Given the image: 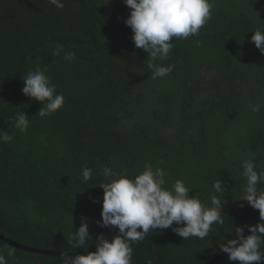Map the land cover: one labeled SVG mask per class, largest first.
Here are the masks:
<instances>
[{"label":"trees","instance_id":"obj_1","mask_svg":"<svg viewBox=\"0 0 264 264\" xmlns=\"http://www.w3.org/2000/svg\"><path fill=\"white\" fill-rule=\"evenodd\" d=\"M62 3L57 9L49 0H0V130L13 137L0 142V235L72 257L94 252L97 235L118 234L97 223L100 186L109 182L102 169L134 179L150 164L165 171L166 188L182 180L206 207L217 195L224 224L213 225L203 240H185L172 228L153 230L130 242L131 264H209L223 253V237L234 238L233 228L246 234L260 220L259 210L242 199L241 173L246 160L264 170V55L251 42L264 24V0H212V18L198 36L173 40L170 56L158 62L172 71L155 80L148 54L135 47L125 24L130 9L123 0ZM58 48L60 55H53ZM68 52L75 53L71 62L64 59ZM36 68L64 95L62 108L46 117L38 114L39 101L22 94V77ZM22 111L29 117L26 132L15 128ZM241 116L257 120V132L247 148L238 147L244 158L227 160L223 135ZM196 123L197 143L189 133ZM174 128L178 134L169 135ZM85 167L93 170L88 182L81 180ZM219 179L225 191L216 193ZM82 220L93 242L74 250L69 238ZM8 249L14 251L9 264H62L63 257L0 239V250ZM215 264L236 262L226 255Z\"/></svg>","mask_w":264,"mask_h":264},{"label":"clouds","instance_id":"obj_2","mask_svg":"<svg viewBox=\"0 0 264 264\" xmlns=\"http://www.w3.org/2000/svg\"><path fill=\"white\" fill-rule=\"evenodd\" d=\"M130 9L125 24L131 28L132 40L136 48L147 53L148 68L152 79L167 77L172 66H163L173 51V40L198 36L200 30L212 18V0H123ZM57 9H62V0H49ZM251 42L264 55V24L253 31ZM57 49L53 55H60ZM64 59L71 62L74 52L65 53ZM22 94L42 105L38 114L46 117L57 112L64 105V95L57 94L50 78L41 68L29 71L22 77ZM253 110H258L254 108ZM29 117L22 111L17 114L15 128L26 132ZM13 139L8 131L0 130V142ZM241 175L246 179L243 200L253 209L259 210L260 220L248 226L250 235L245 236L243 227H235L230 233L234 238L219 243V248L227 253L236 264H260L264 261V170L257 171L252 160L244 161ZM109 181L100 186L103 189L101 227H116L118 234L111 240L99 234L95 240L94 252L74 257L65 255L62 264H131L133 249L130 242L142 241L156 229L172 230L185 240L196 237L201 240L209 236L213 225L224 224L223 203L217 195H211V207H206L189 187L177 179L171 188L165 187V171L149 164L134 179H129L111 168L102 169ZM93 170L85 167L81 171L82 182L92 179ZM216 193L225 191L224 182L219 179L213 184ZM182 225L173 227V225ZM139 229V230H138ZM92 236L86 220H82L77 230L69 238L71 247L87 248ZM14 251L6 254L0 250V264H9Z\"/></svg>","mask_w":264,"mask_h":264},{"label":"rangeland","instance_id":"obj_3","mask_svg":"<svg viewBox=\"0 0 264 264\" xmlns=\"http://www.w3.org/2000/svg\"><path fill=\"white\" fill-rule=\"evenodd\" d=\"M210 79H212V76L210 77ZM150 87L151 86H148L149 89H150ZM149 89H147V90L143 89V90H140L139 92L145 93ZM245 110H249V109H245ZM250 110L252 111L253 109H250ZM247 123H249V125H247ZM257 123H258L257 120L248 121L245 117L241 116V118H239V120L234 121L229 126L228 132H226L225 135H223L224 136V142H225V149H226L225 154L223 156L227 160L236 161L237 158H244L240 155V152L238 153V151H239L238 147L243 146V147L247 148L249 146V143L252 144L250 141L247 142V139H249L251 137H255L254 134L257 132V131H255V127H256L255 125ZM248 130H252V134ZM167 132L169 135H172V136L177 135L178 129L174 128L173 130H168ZM181 132H183V131H181ZM189 133H190L191 137L193 138V141L197 143V141L199 140V136H200L199 123L193 124L192 129L189 130ZM257 154H256V156H258ZM261 166L264 167V157H263V161L261 163ZM240 169H242V167L238 166V170H240ZM258 187H262V186L258 185Z\"/></svg>","mask_w":264,"mask_h":264},{"label":"water","instance_id":"obj_4","mask_svg":"<svg viewBox=\"0 0 264 264\" xmlns=\"http://www.w3.org/2000/svg\"><path fill=\"white\" fill-rule=\"evenodd\" d=\"M251 233L248 232L245 234V236L247 235H250ZM0 239H2L3 241L7 242L8 244L18 248V249H22V250H25V251H29V252H32V253H37V254H42V255H46V256H58V257H64L66 254H62V253H57V252H48V251H44V250H39V249H33V248H28V247H25L23 245H20L16 242H13L5 237H2L0 235ZM227 255V253L223 252L221 255H219L216 259H214L213 261H211L209 264H215L217 263L219 260L225 258Z\"/></svg>","mask_w":264,"mask_h":264}]
</instances>
